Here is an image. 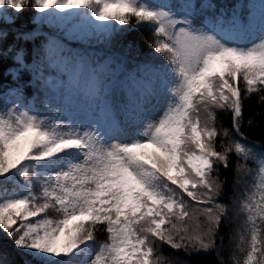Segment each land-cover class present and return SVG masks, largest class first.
Masks as SVG:
<instances>
[{
	"label": "snow or ice",
	"instance_id": "snow-or-ice-1",
	"mask_svg": "<svg viewBox=\"0 0 264 264\" xmlns=\"http://www.w3.org/2000/svg\"><path fill=\"white\" fill-rule=\"evenodd\" d=\"M0 67V264H264V0H0Z\"/></svg>",
	"mask_w": 264,
	"mask_h": 264
},
{
	"label": "trees",
	"instance_id": "trees-1",
	"mask_svg": "<svg viewBox=\"0 0 264 264\" xmlns=\"http://www.w3.org/2000/svg\"><path fill=\"white\" fill-rule=\"evenodd\" d=\"M2 73H3V68L0 67V83L3 82V75H2ZM9 79H10V78H9Z\"/></svg>",
	"mask_w": 264,
	"mask_h": 264
}]
</instances>
